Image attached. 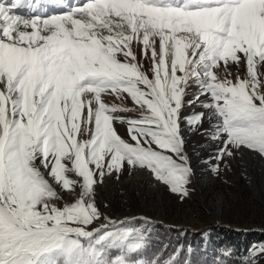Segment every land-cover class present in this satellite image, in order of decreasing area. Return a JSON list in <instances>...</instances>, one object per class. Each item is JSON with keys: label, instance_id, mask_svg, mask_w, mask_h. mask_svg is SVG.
I'll return each mask as SVG.
<instances>
[{"label": "snow or ice", "instance_id": "1", "mask_svg": "<svg viewBox=\"0 0 264 264\" xmlns=\"http://www.w3.org/2000/svg\"><path fill=\"white\" fill-rule=\"evenodd\" d=\"M22 3L0 0V264H152L137 260L134 229H86L101 216L95 187L127 165L188 195L181 125L206 116L182 114L190 81L218 121L213 171L233 150L264 156V0H84L31 18L16 14ZM134 42L150 52L151 75ZM230 63L246 75L220 78ZM58 188L77 198L58 205Z\"/></svg>", "mask_w": 264, "mask_h": 264}, {"label": "rangeland", "instance_id": "2", "mask_svg": "<svg viewBox=\"0 0 264 264\" xmlns=\"http://www.w3.org/2000/svg\"><path fill=\"white\" fill-rule=\"evenodd\" d=\"M132 47L137 62L151 75L150 52L146 57L142 52V45L138 42H134ZM170 59L171 56L169 62ZM215 71L220 78L227 77L233 81L237 76L243 78L246 75V67L243 64L237 66L230 63L227 68L221 65ZM259 71L264 73V66L259 67ZM103 98L109 106L115 104L132 107V102L126 94H121L120 97L105 94ZM188 101H192L191 105ZM207 102L208 98L201 93L198 84L190 81L184 96L182 114L187 117L204 112L206 116L202 126L189 127L186 123L181 125L185 140L184 151L192 168L187 184L188 195L173 193L169 186L159 182L146 169L143 171L142 181L132 179L129 183L127 179L134 177L140 168L126 165L123 171L106 175L103 182L96 185L94 200L101 216L85 226L87 230L91 231L102 225L111 227L112 222H116L117 227L134 229L136 234H143L145 245L137 260L147 261L144 252L146 253L156 224L168 230L173 228L172 232H177L173 233L174 238L206 230L218 232L222 229L230 236L232 233L226 228L235 232L246 229L247 234L243 233V238H238L242 240L238 264H264V251H259L264 248V233L260 231L264 230V156L254 150L249 153L244 149L233 150L231 157H225L224 161L219 163L218 171H213V165L217 163V150L223 145L220 139H213L218 121L209 109L202 106ZM117 115L129 118L137 116L138 113L119 112ZM115 127L122 138L128 139L126 123L116 121ZM80 138L87 139L89 134L85 132ZM78 192L79 189L75 193H69L58 188V195L61 197L58 205L73 202ZM218 199L221 200L219 222L215 215ZM157 219L163 222H158ZM203 227L204 230L194 232ZM176 251L177 249L170 258H174ZM113 252L119 254L115 250ZM113 252H110V256ZM223 254L228 255L229 250L225 249ZM151 262L156 264L157 261L155 259Z\"/></svg>", "mask_w": 264, "mask_h": 264}, {"label": "trees", "instance_id": "3", "mask_svg": "<svg viewBox=\"0 0 264 264\" xmlns=\"http://www.w3.org/2000/svg\"><path fill=\"white\" fill-rule=\"evenodd\" d=\"M152 231L144 256L148 261L159 253L162 258H169L182 238L179 236L174 238L173 233L177 232H172L173 228L169 230L160 228L159 224H156ZM239 247V243L227 236L225 230L218 232L208 230L206 244L203 243L202 235L195 237L190 245L186 239V243L183 244L184 250L179 253L178 260L181 264L185 261H188V264H238ZM225 249L230 250L228 255L223 254Z\"/></svg>", "mask_w": 264, "mask_h": 264}, {"label": "bare ground", "instance_id": "4", "mask_svg": "<svg viewBox=\"0 0 264 264\" xmlns=\"http://www.w3.org/2000/svg\"><path fill=\"white\" fill-rule=\"evenodd\" d=\"M25 18H31V17H25ZM263 162V161H262ZM143 171H144V169H139L138 170V172H137V174L134 176V177H131V178H129V179H127V182H132V179H135V180H140V181H142L143 180ZM147 178V177H146ZM126 181V180H125ZM124 182V181H123ZM220 203H221V200L220 199H218L217 201H216V208H217V211L215 210V215H216V219H217V221L219 222V221H221V219H220V211H221V207H220ZM121 217V216H120Z\"/></svg>", "mask_w": 264, "mask_h": 264}, {"label": "water", "instance_id": "5", "mask_svg": "<svg viewBox=\"0 0 264 264\" xmlns=\"http://www.w3.org/2000/svg\"><path fill=\"white\" fill-rule=\"evenodd\" d=\"M244 150L247 151L248 153H249V151H250V150L247 149V148H244ZM159 221H161V220H159ZM228 229L230 230V228H228Z\"/></svg>", "mask_w": 264, "mask_h": 264}]
</instances>
